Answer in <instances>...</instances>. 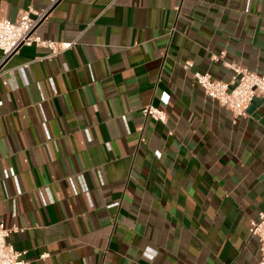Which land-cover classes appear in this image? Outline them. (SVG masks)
<instances>
[{
	"label": "crops",
	"instance_id": "0c3cea01",
	"mask_svg": "<svg viewBox=\"0 0 264 264\" xmlns=\"http://www.w3.org/2000/svg\"><path fill=\"white\" fill-rule=\"evenodd\" d=\"M36 33L72 45L0 51V219L27 264H258L264 99L234 118L192 73L228 81L221 51L264 72V0H58Z\"/></svg>",
	"mask_w": 264,
	"mask_h": 264
},
{
	"label": "built area",
	"instance_id": "2783aa9c",
	"mask_svg": "<svg viewBox=\"0 0 264 264\" xmlns=\"http://www.w3.org/2000/svg\"><path fill=\"white\" fill-rule=\"evenodd\" d=\"M58 0H50L44 11L36 12L32 8L22 9L13 20L0 16V51L2 59H6L18 52L22 46L46 47L52 55L61 53L71 47L70 42H56L44 39L36 33L39 21ZM33 14L34 16H31ZM225 52L211 55L213 61L221 60L223 65L231 70V77L223 81L212 77L207 72L194 71L192 77L201 87L206 97L216 101L220 106L231 111L234 118L246 116L247 108L254 97L264 99V72L251 71L234 61L224 60ZM191 61L183 65L185 69L191 66ZM142 112L161 123H166L167 113L164 108L153 105L143 107ZM80 189L86 188L78 180ZM17 226L7 227L0 219V264H27L21 251L15 250L7 241L12 232L18 231ZM249 233L258 239V264H264V213L259 212L257 217L249 222Z\"/></svg>",
	"mask_w": 264,
	"mask_h": 264
}]
</instances>
